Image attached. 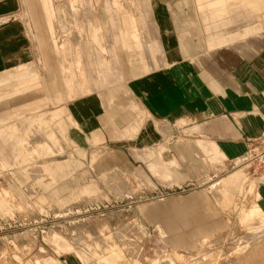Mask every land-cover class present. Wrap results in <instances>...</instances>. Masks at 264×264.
I'll return each mask as SVG.
<instances>
[{"label": "crops", "instance_id": "0c3cea01", "mask_svg": "<svg viewBox=\"0 0 264 264\" xmlns=\"http://www.w3.org/2000/svg\"><path fill=\"white\" fill-rule=\"evenodd\" d=\"M22 1L0 0V76L7 73L0 89L11 91L0 99V168L19 169L22 185L26 159L44 161L52 176L43 198L69 192L58 202L92 193L90 178L111 169L144 193L192 183L214 187L221 202L247 189L243 168L264 146V23L241 8L254 0H195L196 9L179 0H38L24 8ZM7 111L9 122L1 119ZM3 130L18 139L6 145ZM82 161L89 165L77 166ZM255 172V201L241 219L256 231L219 234L250 242L222 264H264V169ZM205 197L191 191L139 210L156 218L165 205ZM82 254L69 251L62 264H95Z\"/></svg>", "mask_w": 264, "mask_h": 264}, {"label": "rangeland", "instance_id": "374dc122", "mask_svg": "<svg viewBox=\"0 0 264 264\" xmlns=\"http://www.w3.org/2000/svg\"><path fill=\"white\" fill-rule=\"evenodd\" d=\"M22 2L24 8L26 3L32 5L38 0ZM53 3L57 5V0ZM69 3L71 9L75 10L76 4ZM178 3L179 6L196 9L195 0H179ZM250 3L241 4V8L251 9L254 22L263 24L264 0ZM7 82L1 81L4 84ZM26 86V83L16 85L12 91L18 92ZM10 94V90L0 89V99ZM10 117L7 111L6 117L1 119L9 122ZM3 132L6 133V145L10 140L14 142L18 139V136L8 135L9 130ZM69 146L72 150L73 146ZM103 151V148H99L94 154L99 156ZM3 155L11 158L10 153ZM253 155V165L248 164L243 168V185L247 189L239 188L238 193H233L231 201L221 202L214 187L192 188V183L140 192L136 180L123 175L118 169L90 178L92 193H79L58 202V195L68 197L69 192L63 194L59 191L52 198H43L48 194L46 182L52 176L51 171L45 170L44 161L26 159L27 175L22 177L26 179L22 185L16 179L22 176L19 169L0 168V194L5 196V201L0 202V264H62L64 254L77 250L78 253L83 252V260L92 258L95 264H222L235 250L250 242L224 241L218 237L219 234L230 233L233 237L243 233L246 236L256 231V227H250L255 225L241 219L244 209L255 201L258 178L254 175L255 171L264 169V146H258ZM32 156L36 157V154ZM77 164L85 168L89 162ZM55 178L58 186L62 184L64 177ZM88 179L83 177L85 182ZM62 188L59 186L60 190ZM123 189L129 192L123 193ZM201 190L206 192L204 201L180 207L164 204L156 218H148L139 210L141 202L158 200L165 203L164 197ZM234 213L241 224L201 223L217 217H226V221H229ZM258 226L264 230L263 225Z\"/></svg>", "mask_w": 264, "mask_h": 264}]
</instances>
